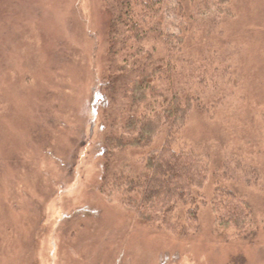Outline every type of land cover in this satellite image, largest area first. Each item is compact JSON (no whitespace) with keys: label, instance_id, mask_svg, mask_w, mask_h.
<instances>
[{"label":"rangeland","instance_id":"obj_1","mask_svg":"<svg viewBox=\"0 0 264 264\" xmlns=\"http://www.w3.org/2000/svg\"><path fill=\"white\" fill-rule=\"evenodd\" d=\"M229 3L215 27L190 23L188 52L227 71L219 104L182 132L210 171L195 231L180 235L97 189L103 1L0 0V264H264V0ZM215 187L248 203L240 234L214 216Z\"/></svg>","mask_w":264,"mask_h":264},{"label":"trees","instance_id":"obj_2","mask_svg":"<svg viewBox=\"0 0 264 264\" xmlns=\"http://www.w3.org/2000/svg\"><path fill=\"white\" fill-rule=\"evenodd\" d=\"M102 1L108 21L105 66L94 88L102 135L97 189L150 225L187 235L195 231L196 206L206 200L200 190L210 167L181 136L193 109L210 113L219 104V75L227 71L222 61L213 66L204 49L191 55L188 33L190 23L200 26L204 18L215 27L232 6L229 0ZM209 200L219 223L244 230L251 209L243 196L215 187Z\"/></svg>","mask_w":264,"mask_h":264}]
</instances>
